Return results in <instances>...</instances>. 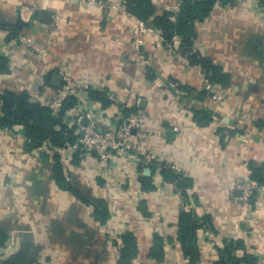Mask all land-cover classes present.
Returning <instances> with one entry per match:
<instances>
[{
  "label": "crops",
  "instance_id": "obj_1",
  "mask_svg": "<svg viewBox=\"0 0 264 264\" xmlns=\"http://www.w3.org/2000/svg\"><path fill=\"white\" fill-rule=\"evenodd\" d=\"M96 1L102 4L91 8L87 0H0V56L9 65L0 74V95L27 92L46 106L58 89L54 75L64 68L85 89L62 125L78 137L79 120L86 125L90 113L108 124L121 110L145 112L152 133L144 146L182 170V186L165 181L163 170L120 156L104 171L73 144L48 139L29 150L28 124L2 128L0 231L8 240L0 264H117L126 233L137 238L132 264L232 263L246 256L264 264V188L254 200L255 228L236 200L251 166L264 167V0L219 4L195 23L186 51L178 36L169 47L152 21L155 33L136 35L139 19L126 0ZM154 2L164 9L176 1ZM23 35L37 51L21 44ZM194 52L231 76L220 97L205 90L203 69L189 62ZM104 206L109 216L102 224L96 214L105 215ZM182 212L196 226L188 254L179 240ZM157 236L162 262L152 257Z\"/></svg>",
  "mask_w": 264,
  "mask_h": 264
},
{
  "label": "trees",
  "instance_id": "obj_2",
  "mask_svg": "<svg viewBox=\"0 0 264 264\" xmlns=\"http://www.w3.org/2000/svg\"><path fill=\"white\" fill-rule=\"evenodd\" d=\"M154 1L155 0H126L125 8L127 12L141 21H152V25L163 32L167 41H172L175 36L182 37L184 39L182 48L186 51L191 48L192 40L195 38V23L206 21L211 16L215 7L219 4L224 6L231 5L235 3L236 0H185L175 21L170 19V11L168 9L158 8ZM189 62L191 65H199L203 69L205 78L209 79L217 87L225 88L231 86V76L224 71L221 65L215 63L212 59L204 58L199 53L194 52L189 55ZM8 66V59L0 56V74L9 73ZM0 104L1 113L3 114V118H0V129L10 128L15 124H28L27 148L29 150L42 147L48 139L59 147L74 144L76 142L77 136L74 134L73 130H67V128L62 125V119L66 111L75 107L77 104L75 98H69L64 103L59 118L53 117L47 106L33 101L30 94L27 92L21 94L5 92L3 95H0ZM202 117L198 114L197 119H204ZM205 119L207 118L205 117ZM57 125H61L62 128L60 131H55ZM59 169L60 168H56L57 173ZM163 176L165 181H178L180 182V186H182V177L172 170L163 169ZM250 180L261 188H264V167L256 168L251 166ZM104 208L105 215H102L100 212L96 214V220L102 224L105 223L109 216L107 207L104 206ZM195 229L196 226L193 223L192 215L189 212H182L179 217V240L186 254H188V249L191 247ZM7 240L8 235L0 231V247H2ZM242 244V241H238L236 246L239 247L242 246ZM233 246H227L225 253L229 254ZM163 248V239L158 236L155 237L152 257L158 262L164 260ZM137 254V238L132 233H126L123 237L121 256L117 264H132ZM230 257L229 255V258ZM230 260L232 259L230 258ZM242 263L253 264L254 260L246 256L241 261L235 259L232 263L221 261L217 264Z\"/></svg>",
  "mask_w": 264,
  "mask_h": 264
},
{
  "label": "built area",
  "instance_id": "obj_3",
  "mask_svg": "<svg viewBox=\"0 0 264 264\" xmlns=\"http://www.w3.org/2000/svg\"><path fill=\"white\" fill-rule=\"evenodd\" d=\"M176 2L167 6L170 11V19L176 20L181 6L185 0H175ZM194 1V0H192ZM163 2H161L162 5ZM102 4L100 1L87 0V6L95 7ZM136 35H149L157 30L145 21H137L135 27ZM165 38V37H164ZM21 44L38 50L35 40L28 35H23L19 38ZM167 45L171 47L169 41L165 39ZM139 44V41H136ZM62 80L64 85L61 88L54 89L55 95L46 103L53 117L59 118L64 106V103L69 98H77L78 95L85 89V86L73 80L66 69L61 68ZM106 88L105 83H100L97 90L103 92ZM205 90L214 94L216 97L222 95V88L217 87L209 79L205 78ZM108 98L115 102L117 99L114 94L109 93ZM88 123L83 125L82 119L79 120V132L76 142L71 146L75 151H79L86 160L96 159L108 169L107 164L111 162L113 156H120L138 161L146 168L156 170L169 169L178 175H181L182 170L171 163L165 162L155 152L148 150L144 143L151 136L148 121L149 118L145 112L136 111L129 116H126L123 111H119L108 124L103 122L96 113L87 115ZM241 195L236 200L248 212L247 218L249 223L257 226V220L254 216V200L258 192L263 190L259 185L249 179L239 185Z\"/></svg>",
  "mask_w": 264,
  "mask_h": 264
},
{
  "label": "water",
  "instance_id": "obj_4",
  "mask_svg": "<svg viewBox=\"0 0 264 264\" xmlns=\"http://www.w3.org/2000/svg\"><path fill=\"white\" fill-rule=\"evenodd\" d=\"M53 84L55 87H61L62 85V76L60 74H56L54 75V78H53Z\"/></svg>",
  "mask_w": 264,
  "mask_h": 264
}]
</instances>
